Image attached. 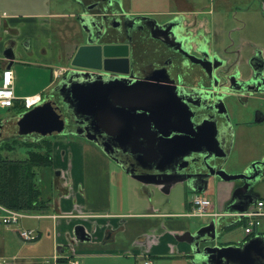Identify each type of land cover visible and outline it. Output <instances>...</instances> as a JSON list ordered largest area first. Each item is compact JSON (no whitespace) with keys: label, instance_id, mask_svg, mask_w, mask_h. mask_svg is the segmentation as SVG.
Here are the masks:
<instances>
[{"label":"water","instance_id":"95a60500","mask_svg":"<svg viewBox=\"0 0 264 264\" xmlns=\"http://www.w3.org/2000/svg\"><path fill=\"white\" fill-rule=\"evenodd\" d=\"M163 20L160 24L156 23V26H172L171 36L178 30H188L183 25L182 16L175 14ZM183 38L176 37L174 42H181ZM180 45L186 50L193 48L199 52V44L186 46L183 42ZM86 52V47H80L74 59H82ZM0 55L6 62L5 67L10 68L15 58L12 48L5 45ZM102 56L105 57L99 67L102 70L120 74L128 72L120 53L107 52L104 48ZM188 56L190 58L195 55L191 52ZM78 64L72 61V65ZM87 76L98 79L95 75L71 71L66 79L60 80L53 87V91L58 90L59 94L65 87H71L60 97L69 106H74L75 114H87L81 116L82 120L79 122L82 125L72 131L66 128L68 119L60 105L49 98L19 113L16 120L17 135L24 139L29 135L43 137L64 133L83 137L98 145L104 154L131 177L142 184L158 185L165 193L177 182H185L197 193L205 192L214 181L239 182L238 185L244 187L240 189L244 190L239 191L235 183L231 197L223 205L224 213L243 212L255 204L260 193H264V153L262 150L247 152L240 146L230 154L231 143L225 147L226 128L218 127L213 112L206 113L204 117H213L210 120L213 127L201 128L199 124L192 122V126L186 128L184 118L188 120V114L174 108L171 95L162 90L157 91L151 83L127 85L119 78L111 77L108 78L109 82L104 83L95 80L97 84L94 86L72 87L78 78ZM72 94L75 100H72ZM226 121L229 124L228 117ZM229 135H232L231 128ZM198 137L200 139L197 141ZM223 139L225 141L222 143ZM219 149L222 150L221 155L217 154ZM118 151L130 155L134 162H138L140 170L135 168L134 162L126 164L120 160ZM193 153L198 155L196 162L189 159ZM213 157H221L222 164L218 165L216 160L211 162ZM228 157L231 158L229 171L223 167ZM181 158L186 159L187 163L174 167V163ZM177 170L178 173H175ZM239 219L237 215L232 223H238ZM221 220L222 215L209 217L197 227L194 226V229H187L175 236L178 241L189 245V250L182 258L183 264H244L245 259L252 260L246 264H258L256 259L264 258V229L247 239L240 238L233 240L231 244L222 245L221 238L227 227ZM72 233L79 241L91 239V231L83 224H76Z\"/></svg>","mask_w":264,"mask_h":264},{"label":"crops","instance_id":"0c3cea01","mask_svg":"<svg viewBox=\"0 0 264 264\" xmlns=\"http://www.w3.org/2000/svg\"><path fill=\"white\" fill-rule=\"evenodd\" d=\"M129 1L131 0H124V3L128 5ZM250 1L253 3L254 0H167V4L164 0H159L157 7H151L150 10L142 9V6L139 8V4L135 2L133 5L138 4L136 5L138 9L135 11L165 19L175 14L182 16L183 25L189 31H196L200 28L203 31L216 30L218 33L225 34L228 29H231L238 34H243L240 30L243 26H247L244 20L250 18V15L258 13L264 18V0H258L260 11L257 13L249 11L252 8ZM35 15L37 17L33 14L17 16L14 13H2L0 19L2 26H6L7 29L16 27L20 20L26 21L28 27L22 35L25 34L36 42L40 37L37 24L42 23H35L33 20L45 14L36 13ZM239 15L242 17L238 18ZM6 35L8 38L6 37L0 45V51L11 38L8 32ZM253 42L263 46L259 41L253 40ZM221 43L223 45V40ZM34 54L36 59H32ZM46 54H41V60ZM47 57H50V52ZM38 58L36 51H32L27 64L31 62V64L46 66L45 62L40 63ZM0 60L5 62L1 55ZM4 66L0 65V71ZM13 73L15 93L19 97L44 92L53 80L51 78L47 84L26 89L29 94L24 95L21 92L22 87L18 86L19 81L15 72ZM95 80L106 82L105 78L96 79L94 76H87L78 78L72 87L94 86L97 84ZM70 88L65 87L60 94L65 95ZM16 120L13 123L16 124ZM67 136V134H59L60 138L53 140L52 169L46 171L48 185L53 192H50L49 196L42 195L50 199L49 212L34 216L40 219L46 218L35 227L34 231L38 233V236L31 240L21 238L18 229L28 228L22 223L12 228H5L0 234V258L4 263L49 264L48 260L52 259L51 264H138L137 262L150 258L152 264L155 261L161 264H183L182 258L189 250V245L184 241H178L175 236L187 229H194V226L197 227L203 222L191 223L188 219L180 218L192 217L186 215L190 209V199L184 202L185 210L181 213L169 207L155 209L154 206L147 211L121 212L117 210L113 212L111 208L113 177L136 182L140 189L147 193L152 191L150 184H142L131 177L119 164L104 154L94 142L76 135ZM74 136L76 137L73 138ZM211 185H217L214 187L216 191L211 193L209 190L210 196L206 192L207 189L203 194L210 199L213 211L224 213L223 205L231 197L233 183L214 181ZM158 187L161 189L160 186ZM258 200L264 201V198L260 197ZM93 216L97 219L86 221L87 217ZM120 216L125 217L119 219ZM260 218H258L259 222ZM115 219L120 220L117 227L116 223H113ZM232 221V216L222 215L221 223L227 227V231L232 229ZM84 222L92 225L90 231L96 234H93L87 241L76 240L72 233L73 228L76 224ZM259 225L254 226L251 236L263 230L259 229ZM231 243L233 241L225 235L221 238L220 244ZM36 260H40L41 263H36Z\"/></svg>","mask_w":264,"mask_h":264},{"label":"flooded vegetation","instance_id":"af4514ba","mask_svg":"<svg viewBox=\"0 0 264 264\" xmlns=\"http://www.w3.org/2000/svg\"><path fill=\"white\" fill-rule=\"evenodd\" d=\"M72 1L80 4L79 10L74 14L80 41L75 42V38L73 39L72 51L67 56V69L45 94V99H53L60 105L68 119L66 128L74 130V125L78 126V121L82 119L74 118L71 125L67 105L63 104L58 90L53 91V87L60 80L66 79L69 72L79 71L95 75L97 78H105L106 82H109L108 78L111 77L119 78L127 85L149 82L157 91L162 90L171 95L174 108L188 114V120L184 118L186 128L191 127L192 122L199 124L201 128L213 127L210 121L213 117L204 118L206 113L213 112L218 127L226 128L225 147L231 143L230 154L239 146L247 152L262 150L264 153V45L255 44L249 35L240 36L231 29L225 34L216 30L203 31L200 28L196 31L178 30L171 36L172 26H165V29L156 26V23L160 24L165 18L128 9L124 0ZM36 20L40 21V18H35L34 21ZM17 24L16 27L8 29L2 26L4 31L11 35L6 44L14 52L13 65L18 60L24 64L28 63L30 53L34 50L46 54L49 40L34 42L25 34L22 35L28 23L20 20ZM176 37L184 38L177 43L174 42ZM183 42L186 46L199 44V52L193 48H181L180 43ZM82 46L86 47L87 52L82 59L75 60L76 52ZM104 48L107 52L123 55L122 61L126 63L127 73L108 72L99 68L105 58L102 56ZM191 52L195 56L189 58L188 54ZM72 61L79 64L72 65ZM50 63L44 64L52 73L54 66ZM5 64L6 62L0 60V65ZM11 108L19 110L16 103ZM7 124L6 120H0V136L4 137L0 141L11 137L6 133ZM14 132L17 134V128ZM199 139L200 137L197 141ZM224 141L221 140L222 143ZM117 154L126 164L134 162L127 153L118 151ZM217 154L221 155L222 150L219 149ZM220 158L213 157L210 161L216 160V163L221 165ZM189 159L196 162L198 155L193 153ZM230 160L231 158L227 159L223 165L228 171ZM176 163L174 167L182 166L187 160L181 158ZM133 165L140 170L138 162L135 161ZM172 167L171 163L170 168ZM175 173H178V170ZM235 183L239 191L244 190L240 189L244 187H240L239 182H233L232 190L236 186ZM260 197L264 198V193H260ZM251 234H244L242 238L247 239ZM245 262L252 260L245 259ZM256 262L264 264V258L256 259Z\"/></svg>","mask_w":264,"mask_h":264},{"label":"rangeland","instance_id":"374dc122","mask_svg":"<svg viewBox=\"0 0 264 264\" xmlns=\"http://www.w3.org/2000/svg\"><path fill=\"white\" fill-rule=\"evenodd\" d=\"M159 0H131L128 2V9H138L136 8V5L140 8L142 6V9L150 10L151 7L156 8L158 5ZM133 2L138 3L134 4ZM164 2L167 4V0H164ZM251 2V10L250 12H256L260 11V5L258 3V0H254L253 3ZM133 5V6H131ZM80 4L77 2H73L72 0H47L46 2L44 0H0V14H17L22 16H28L33 14V16L36 13H42L46 16H38L40 18L39 20H36L35 23H42L37 24L39 25V41L41 39L49 40L47 41L48 49L47 54L45 58L41 60L42 55L36 51V54L39 56L38 61L43 64V62H51L50 64L52 66H55V68H62L64 69L67 65V56L72 51V45H73V39L75 38V42H79L78 35L80 34L78 27L76 26V21L74 20V14L77 13L79 10ZM14 8V9H13ZM253 9V10H252ZM144 11V10H143ZM250 18L245 19L244 21L247 23L246 27L243 26L240 32L243 34L249 35L250 39L253 41H259L264 45V18L263 16H260L258 13L255 15H250ZM242 17L239 15L238 18ZM41 18H44L41 19ZM244 18V17H243ZM34 21V20H33ZM235 24L238 23L237 21H233ZM233 24V23H232ZM72 25L74 28H72ZM38 35V34H37ZM242 36V34H239ZM6 31L2 28V22L0 19V45L3 44V42L6 40ZM8 38V37H7ZM3 50V47H2ZM50 52V57L48 58V54ZM151 53L149 52L148 56L150 57ZM35 57V58H34ZM36 55L34 54L32 59H36ZM59 66V67H58ZM67 68V67H66ZM12 70L15 72V75L17 77V80L19 81L18 86L22 87L21 91L24 95L29 94L28 88L38 87L42 86L45 83L47 84L48 81L51 79V72L50 69L46 68V66H40L36 64H29L23 63L21 60H18L14 63ZM58 70H56L57 72ZM56 81V80H55ZM54 81L51 82L49 87L53 84ZM49 87L45 89V93L49 91ZM25 90H24V89ZM59 96H62L59 94ZM63 97V96H62ZM62 100V99H61ZM72 100H75V96L72 94ZM63 104L67 105L68 108V115L71 120V125L73 122V119H82V115H87L85 113H79L75 114V108L74 106H69L67 102H64ZM89 115V114H88ZM19 116L18 110H15L14 108H0V120H6L8 122L6 127V133L7 135H10V138L13 137H19V135L14 132L16 128L14 120H16V117ZM80 116V117H77ZM76 119V120H77ZM78 126L74 125L75 128L79 127L80 122L78 121ZM247 133V131H245ZM12 134V135H11ZM16 134V135H15ZM5 135V131H4ZM3 135V136H4ZM53 140L55 138L59 139V134H53L51 135ZM71 137V136H67ZM74 136L73 138H75ZM4 138L0 136V140ZM8 138V139H10ZM20 138V137H19ZM24 138V137H21ZM1 142V141H0ZM240 147V146H239ZM26 148L23 145L18 144L16 148L12 151H4V155H6L9 158H24L26 157ZM244 150V149H243ZM48 168L41 167L38 170V175L36 177V181L42 191L43 196H49L50 192H53L50 190V186L48 185V177H47V171ZM130 175V174H129ZM131 176V175H130ZM113 188H112V194H111V208L113 212L115 211H131L135 212L138 210H150L152 206L157 208H171L176 212H183L185 210L184 208V202L189 200L194 193V191H191V189L186 185L185 182H177L174 185L171 186V189L168 193L163 192L161 189H159L158 186H154L153 184H150L149 187L152 189V191L145 192L144 190L140 189L139 184L136 182H132L130 180H124L120 177H113ZM213 182L209 184L208 192L211 190V193L216 191L217 185H211ZM154 186V187H153ZM200 194V193H198ZM211 196L210 192L207 193ZM113 195V196H112ZM116 206V207H114ZM95 215V214H94ZM2 217V211H0V218ZM110 218L109 216H107ZM112 217V216H111ZM125 216H120V218H124ZM183 219H188L191 223H200L202 221H205L208 219V217H180ZM46 218H36L34 216L31 217H24L20 218L16 223L12 225H5L4 223L0 222V234L5 228H12L14 226H18L21 223L24 227L33 228L35 230L36 225L41 221H45ZM88 219H92L93 221L96 220V216L93 217H87L86 221L88 222ZM119 219H115L113 223H116V227L119 225ZM84 222L83 224L89 231L92 228V225H88L89 223ZM91 224V223H90ZM259 229H264V217L260 218V225ZM37 233V232H36ZM38 234V233H37ZM96 233H91V236ZM244 235L243 227L241 225L233 224L232 229L226 231L225 237H227L230 240H236L242 238ZM49 259V264L50 263ZM164 263V261H162ZM36 263H41L40 260H36ZM138 264H143V261L137 262ZM0 264H5L4 261L0 258ZM154 264H161V262H154Z\"/></svg>","mask_w":264,"mask_h":264},{"label":"trees","instance_id":"16d2710c","mask_svg":"<svg viewBox=\"0 0 264 264\" xmlns=\"http://www.w3.org/2000/svg\"><path fill=\"white\" fill-rule=\"evenodd\" d=\"M19 110L24 106L15 101ZM20 144L26 148V157L9 158L4 151H12ZM53 138L51 136L26 139L13 137L0 142V205L6 208L34 213H47L50 199L42 197L36 181L41 167L52 169Z\"/></svg>","mask_w":264,"mask_h":264},{"label":"built area","instance_id":"2783aa9c","mask_svg":"<svg viewBox=\"0 0 264 264\" xmlns=\"http://www.w3.org/2000/svg\"><path fill=\"white\" fill-rule=\"evenodd\" d=\"M4 14V13H3ZM61 71L55 72V75L59 74ZM16 100H20L25 108H30L38 104L42 100L41 93H34L31 95H25L19 97L15 93L14 86V73L12 68H3L0 71V108L11 107ZM190 209L186 213L188 216L192 217H216L220 213L213 211L211 201L204 194H198L194 192L189 200ZM2 210V217L0 222L5 225H12L16 223L20 218L30 217V213L22 210H14L0 206ZM235 217L238 215L242 223L244 234H250L254 230V226L259 225V217L264 216V201L258 200L254 205H251L243 212L228 213ZM41 216V215H32ZM19 235L25 240L35 239L37 233L33 229H21L19 230ZM143 264H152L150 258H145Z\"/></svg>","mask_w":264,"mask_h":264}]
</instances>
